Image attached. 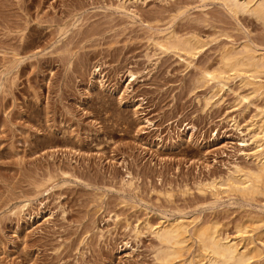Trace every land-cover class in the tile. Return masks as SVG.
<instances>
[{"label":"rangeland","instance_id":"374dc122","mask_svg":"<svg viewBox=\"0 0 264 264\" xmlns=\"http://www.w3.org/2000/svg\"><path fill=\"white\" fill-rule=\"evenodd\" d=\"M249 14L216 0H0V264H161L146 223L180 217L230 237L248 226L259 246L264 194L210 187L255 168L264 97L241 100L236 78L206 104L216 89L198 81L226 49L264 55ZM171 33L203 43L190 65L151 40ZM255 76L264 85V66Z\"/></svg>","mask_w":264,"mask_h":264},{"label":"bare ground","instance_id":"6f19581e","mask_svg":"<svg viewBox=\"0 0 264 264\" xmlns=\"http://www.w3.org/2000/svg\"><path fill=\"white\" fill-rule=\"evenodd\" d=\"M200 1L204 2L206 0ZM216 1H219V4L221 2L228 10V13L230 12L235 15L238 13H250L251 16H254V18L260 21L264 26V0ZM151 40L155 46L163 51L171 50L182 53L186 56L185 59L189 58L188 60H190L187 64L191 63V59L199 53L203 44L194 36L190 35V37L187 36V38H180L175 33H171L165 38L162 36V39L159 37L156 39L151 38ZM219 62L220 67L216 70H208L207 68L202 70L201 68L200 71V69L197 68L200 71L198 81L203 82L204 85L211 84V90L216 89L214 93H210L208 98H205L206 104L213 102V99L224 90L229 80L236 78L240 79L241 85L249 88L248 95H238L241 100H247L249 96H251V98L258 96L264 97V85L255 81V75L260 73L263 69L264 55L259 54L255 46L243 44L239 51L226 49L221 53ZM133 77V74L129 73V82L133 80ZM263 107L260 110V121L256 123L255 127H253V130L250 132L252 145L254 146L251 158H253L255 162V168L248 169L244 167V169L243 167L240 168L236 166L233 172L224 181L218 185H211L210 188L212 192L214 191L213 195L222 193L240 198L242 201H250L254 200L258 195L264 194ZM258 219L259 218L255 220ZM260 220L261 219L254 221V217L251 219L254 224L261 222ZM215 224H197L193 221H186L181 217L170 223H160L156 226L146 223V229L154 235L160 245V249L155 254V259L161 264H193V258L195 257L201 258L203 261L205 260L207 264H264V258L261 261V255H263L262 250H264V233H258L257 238L254 237L259 243V246H257L253 237L246 236L249 232L247 231L248 226H236V235L230 237L224 231L220 230L221 228L218 229L219 226L217 227ZM251 225L254 226L253 223ZM250 227L251 226H249V228ZM256 227L255 229H257ZM190 240L196 244L197 254H194L195 256L192 254L193 256H191L190 259H183V253L186 252L184 255H187V253L190 254L191 247L190 249L187 247V243ZM198 261L200 262V260Z\"/></svg>","mask_w":264,"mask_h":264}]
</instances>
